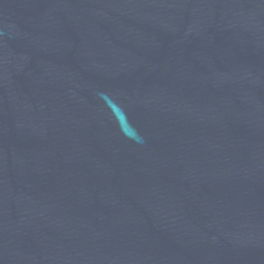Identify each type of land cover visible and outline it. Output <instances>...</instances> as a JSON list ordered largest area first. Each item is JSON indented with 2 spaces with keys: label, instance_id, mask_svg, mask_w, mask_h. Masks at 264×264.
I'll use <instances>...</instances> for the list:
<instances>
[{
  "label": "water",
  "instance_id": "95a60500",
  "mask_svg": "<svg viewBox=\"0 0 264 264\" xmlns=\"http://www.w3.org/2000/svg\"><path fill=\"white\" fill-rule=\"evenodd\" d=\"M0 264H264V0H0Z\"/></svg>",
  "mask_w": 264,
  "mask_h": 264
}]
</instances>
